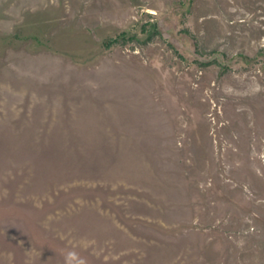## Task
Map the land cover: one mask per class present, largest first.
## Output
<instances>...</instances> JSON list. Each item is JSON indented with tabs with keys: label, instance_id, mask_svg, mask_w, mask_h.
<instances>
[{
	"label": "rangeland",
	"instance_id": "1",
	"mask_svg": "<svg viewBox=\"0 0 264 264\" xmlns=\"http://www.w3.org/2000/svg\"><path fill=\"white\" fill-rule=\"evenodd\" d=\"M69 251L264 264V0H0V264Z\"/></svg>",
	"mask_w": 264,
	"mask_h": 264
},
{
	"label": "trees",
	"instance_id": "2",
	"mask_svg": "<svg viewBox=\"0 0 264 264\" xmlns=\"http://www.w3.org/2000/svg\"><path fill=\"white\" fill-rule=\"evenodd\" d=\"M145 31L149 34L147 40H152L154 36L159 35L161 33L157 23L151 24V26L148 29H145ZM128 39L129 38L126 36V32H123L117 37L109 40L107 42V45L108 47H111L112 45L117 44V43H126L128 42Z\"/></svg>",
	"mask_w": 264,
	"mask_h": 264
},
{
	"label": "clouds",
	"instance_id": "3",
	"mask_svg": "<svg viewBox=\"0 0 264 264\" xmlns=\"http://www.w3.org/2000/svg\"><path fill=\"white\" fill-rule=\"evenodd\" d=\"M65 264H85L75 251H69L65 256Z\"/></svg>",
	"mask_w": 264,
	"mask_h": 264
}]
</instances>
